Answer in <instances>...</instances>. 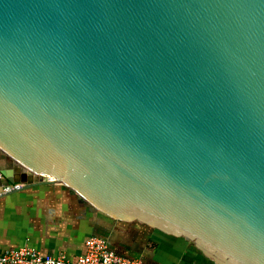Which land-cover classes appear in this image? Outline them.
Listing matches in <instances>:
<instances>
[{
	"label": "water",
	"instance_id": "obj_1",
	"mask_svg": "<svg viewBox=\"0 0 264 264\" xmlns=\"http://www.w3.org/2000/svg\"><path fill=\"white\" fill-rule=\"evenodd\" d=\"M0 153V184L264 264V0H0Z\"/></svg>",
	"mask_w": 264,
	"mask_h": 264
},
{
	"label": "crops",
	"instance_id": "obj_2",
	"mask_svg": "<svg viewBox=\"0 0 264 264\" xmlns=\"http://www.w3.org/2000/svg\"><path fill=\"white\" fill-rule=\"evenodd\" d=\"M12 162L0 153V171ZM3 182H7L3 179ZM89 238L144 264H214L194 248L139 223L113 221L60 186L38 185L0 198V254L30 248L76 261Z\"/></svg>",
	"mask_w": 264,
	"mask_h": 264
},
{
	"label": "built area",
	"instance_id": "obj_3",
	"mask_svg": "<svg viewBox=\"0 0 264 264\" xmlns=\"http://www.w3.org/2000/svg\"><path fill=\"white\" fill-rule=\"evenodd\" d=\"M45 180H51L46 179ZM19 183L2 182L0 198L22 189ZM0 264H144L140 260H126L109 248L108 243L100 238H89L85 242V252L76 261L67 259L64 255L44 256L34 249L22 248L0 254Z\"/></svg>",
	"mask_w": 264,
	"mask_h": 264
}]
</instances>
